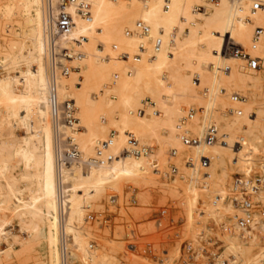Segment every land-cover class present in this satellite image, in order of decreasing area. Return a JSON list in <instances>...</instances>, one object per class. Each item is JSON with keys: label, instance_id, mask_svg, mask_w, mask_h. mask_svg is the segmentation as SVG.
I'll return each instance as SVG.
<instances>
[{"label": "bare ground", "instance_id": "6f19581e", "mask_svg": "<svg viewBox=\"0 0 264 264\" xmlns=\"http://www.w3.org/2000/svg\"><path fill=\"white\" fill-rule=\"evenodd\" d=\"M88 1V18L80 16L73 4L66 6L75 23L60 42L70 50L65 61L75 59L72 69L77 71L69 67L58 80V95L75 101L80 124L75 135L85 157L94 153L98 139L108 136L107 122L119 130L112 138L110 148L116 155L109 164L85 171L74 164L65 174L71 181L65 230L81 252L80 261L103 264L99 260L105 262L109 253L100 259L97 245L89 249L83 237L89 235L83 233L84 203L101 201L108 188L118 190L119 196L128 176L150 179L151 159L165 160V147L175 148L177 164L191 177L189 190L194 192L198 182L209 185L215 177H226L227 166H257L256 152L264 149V101L259 103L264 85L259 90L257 83L264 81V73L261 66L249 69L241 57L226 53L224 45L226 37L250 44L254 27L260 25L263 30L252 53L264 63V10L250 13L247 0H203L206 5H197L199 11L195 5L202 0ZM202 6L205 10L200 12ZM16 13L20 19H11ZM1 16L5 38L0 44V240L8 246L0 247V264H59L56 144L47 104V14L43 0H9ZM138 19L149 25L148 32L136 27ZM157 37L160 45L155 47ZM225 65L228 70L222 69ZM233 91L243 99L232 101ZM146 93L152 97H143ZM152 100L160 105L156 108ZM185 102L196 112L190 109L188 119H193L183 124L187 134L201 137L204 125L212 120L225 141L195 145L182 140L179 117L185 113ZM229 108L233 109L227 112ZM149 109L152 113H147ZM252 110L255 118L247 115ZM18 127L26 133L18 135ZM163 129L167 135L160 134ZM128 131L140 143L156 141L158 149L121 153ZM201 154L210 156V167L199 164ZM188 156L196 159L194 166L185 163ZM261 168L259 179L264 181V163ZM260 191L250 224L263 229L264 219L253 213L261 205ZM227 207L239 209L233 203ZM14 222L19 232L8 228ZM247 232L248 240L241 235L227 238V250L235 256L232 264H257L264 258V246L255 252L256 234ZM37 247L42 249L39 255Z\"/></svg>", "mask_w": 264, "mask_h": 264}, {"label": "rangeland", "instance_id": "374dc122", "mask_svg": "<svg viewBox=\"0 0 264 264\" xmlns=\"http://www.w3.org/2000/svg\"><path fill=\"white\" fill-rule=\"evenodd\" d=\"M8 2L9 0H0V21L3 19L1 16L2 9ZM214 2H217V0H214ZM199 4L206 5V2L203 0L199 1L195 5L197 10L201 6L197 7ZM203 7L200 8V12L205 10V7L204 9ZM15 18L20 19V16L17 13L11 16V19ZM199 23L200 20L196 19L197 26L201 25ZM129 31V33L133 32ZM172 36L175 37L173 33ZM4 38L5 33L0 28L1 45H3ZM227 44H234V42L226 37L224 49ZM69 63L67 64L71 68L70 71L76 72L77 69H72L76 65V60L71 59ZM260 68H262L264 73V63H262ZM77 75L79 74L75 73V76ZM76 81L80 84L79 79ZM260 84L264 85V81L257 83L259 90H262V85ZM204 87L202 86L200 89ZM65 97L62 99L73 98L69 95ZM143 97L152 96L146 93ZM232 101L237 102V100ZM261 101L263 103L264 99H261L259 103ZM160 102L162 101L160 100ZM152 103L155 104L156 108L160 105L155 100H152ZM261 105L264 106V103ZM182 107L185 109V113L179 119L189 115V110L193 109L194 106L190 102H185ZM149 110L147 113H152V109ZM229 111L227 110V112ZM161 114L158 116H161ZM193 114H196L195 110ZM252 114L256 116L254 110L247 112L248 116L251 115V118H255ZM186 119L189 121L193 118ZM106 124L108 126V135L111 130H114L117 136L119 128L110 127L108 122ZM83 130L82 124L80 131ZM16 131L18 135L26 133L24 127H18ZM160 134L167 135V131L163 129ZM146 144L152 146L150 153H153L158 146H156L157 142L154 140ZM169 148L170 146L165 147V160H156L161 171L167 169L169 164ZM256 153L260 158L257 166L246 164L242 169H232L227 166L226 177H215L209 185L204 182H198V190L196 192L189 190L192 184L191 177L184 169L178 166L176 155L170 159L179 169L178 175L174 177H167L161 172L155 171L154 164L150 168V176L152 173L150 179L128 176L124 180V191L119 194L116 205H109V210H111L110 219L106 223L101 224V226L96 221L85 222L83 233L89 235L83 237H86L85 240L89 243L90 234L97 232L98 242L96 250H98L100 259L104 253H109V258L105 262L99 260L103 264H215L220 260L226 262V264H232L231 259L234 260L235 256L227 250L228 237L241 235L243 239L245 238L244 240H248L247 231H252L256 234V248H254V251H258V247L261 245L264 246V228H253L251 224L245 228L242 226L237 227L235 223L239 209H227V205L230 203L237 207L231 193L233 177L240 175L245 180L250 179L251 175L260 177L261 166L264 163V149L258 150ZM210 164L211 162H209V167ZM30 196H32V192L28 191V197ZM259 199L261 201L260 208L253 213H259L264 219L263 190L260 191ZM192 200L193 203L191 204ZM219 203L223 206H220ZM92 205L95 209L108 206V194L106 193L104 197L102 196L101 201L93 200ZM211 206L214 213L209 208ZM157 221L160 223L157 224ZM8 228L14 232H19L16 222L13 225H9ZM129 241L135 242L136 247L134 250L127 248L126 244ZM186 244H190V249H186ZM7 246L8 243L5 240H0L1 248ZM76 250L75 254H79L77 256H79L78 260H80L81 252L79 248ZM41 251V247H37L36 254L39 255ZM246 264L255 263L252 261ZM257 264H264V258L259 259Z\"/></svg>", "mask_w": 264, "mask_h": 264}, {"label": "built area", "instance_id": "2783aa9c", "mask_svg": "<svg viewBox=\"0 0 264 264\" xmlns=\"http://www.w3.org/2000/svg\"><path fill=\"white\" fill-rule=\"evenodd\" d=\"M249 2L250 13H255L258 10H264V0H247ZM68 4H73L76 12L82 17L91 16V3L88 0H43V7L47 14L49 24V38L47 41V62H48V93L47 104L49 117L54 130L55 150H56V172H57V199L59 213V264H84L75 257L76 243L71 234L65 230L66 214L68 210V193L70 191V180H66L65 174L71 172V167L74 164L80 165L84 171L91 167H97L109 164L116 154L110 148L112 138L115 131L111 130L109 135L104 139H98L94 145V153L91 156L85 157L80 148L75 132L79 129V117L75 101L71 98L61 100L58 95V80L67 74L69 65L65 60L70 55V50L67 46H63L60 38L69 33L74 25V16L66 8ZM136 27L143 33L149 31V25L142 19L136 21ZM263 27L256 25L252 32L251 41L248 45L242 44H227L224 51L241 57L249 69H256L262 65V60L259 56L252 53L258 38L261 35ZM160 45V39L157 37L154 40V46ZM140 45V48H143ZM223 70H228L225 65ZM223 88H220V90ZM232 100L243 99V95L239 92H231ZM233 108H229L232 111ZM144 111V109H142ZM190 111V110H189ZM190 114L180 120L179 134L182 140L189 144H207L210 145L217 141H225L223 135L219 132L217 125L212 120H208L203 128L202 136H190L187 134V129L183 128L186 118ZM150 149V145L140 143L131 131L127 132V139L124 149L121 153L128 152L131 154L146 153ZM176 153L175 148L170 147L168 151L169 164L167 169L162 170L158 166L156 159L153 160L154 170L161 172L164 176L174 177L178 175V166L170 160ZM194 157H186L185 163L189 166L195 165ZM201 166H206L210 162V156L201 154L198 158ZM259 190L264 191V181L257 176L251 175L250 180L245 182L240 178V175L233 177L231 193L235 203L240 209V215L237 221L240 226H249L252 220V209L256 201V195ZM108 206L95 209L92 201H87L84 204L85 213L83 216L84 222L96 221L99 226L106 223L111 216L109 205H116L118 198V190L113 188L107 189ZM160 222L157 221V224ZM132 230V229H131ZM131 232V231H130ZM97 232H92L88 239L89 249L97 245ZM127 248L134 250L135 242H127ZM186 249H190V244H186Z\"/></svg>", "mask_w": 264, "mask_h": 264}]
</instances>
